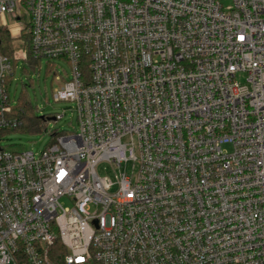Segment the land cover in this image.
Segmentation results:
<instances>
[{
	"label": "built area",
	"instance_id": "built-area-1",
	"mask_svg": "<svg viewBox=\"0 0 264 264\" xmlns=\"http://www.w3.org/2000/svg\"><path fill=\"white\" fill-rule=\"evenodd\" d=\"M0 29V264H264V0H0ZM29 58L78 117L39 154L3 145Z\"/></svg>",
	"mask_w": 264,
	"mask_h": 264
},
{
	"label": "rangeland",
	"instance_id": "rangeland-1",
	"mask_svg": "<svg viewBox=\"0 0 264 264\" xmlns=\"http://www.w3.org/2000/svg\"><path fill=\"white\" fill-rule=\"evenodd\" d=\"M223 2L226 5L231 4V0H223ZM1 21L8 24L13 30L21 27L8 16L1 18ZM71 72V65L66 59L49 60L44 58L36 69L28 61L20 60L16 69V78L10 85L12 99L18 100L22 94L30 96L37 116L54 117L66 110L65 116L61 120H48L45 127L47 130L72 131L78 128L77 112L71 108L74 107V104L56 101L53 93L62 84L57 76L60 75L64 79H68ZM4 134L3 145L18 152L34 151L39 154L52 143L51 134L45 130L35 134L22 131L5 132ZM98 172L101 176L115 178L114 168L109 162L100 163ZM62 203L66 206L71 205V201L66 197L62 199Z\"/></svg>",
	"mask_w": 264,
	"mask_h": 264
},
{
	"label": "trees",
	"instance_id": "trees-1",
	"mask_svg": "<svg viewBox=\"0 0 264 264\" xmlns=\"http://www.w3.org/2000/svg\"><path fill=\"white\" fill-rule=\"evenodd\" d=\"M0 53L5 55H12L13 47H12V39L9 31H5L0 29ZM42 60H34L33 58H29L28 62L32 65L34 69L39 65ZM14 115L20 120V124L14 128L6 130L5 132L11 131H22L29 134H35L41 132L43 130H47L46 123L48 120H53L54 117L49 116H37L36 110L33 107L30 96L23 95L17 100V104L14 106ZM4 132V133H5ZM53 132L51 133L52 136ZM53 137L52 141L53 142ZM57 263L61 264V261L57 260Z\"/></svg>",
	"mask_w": 264,
	"mask_h": 264
}]
</instances>
